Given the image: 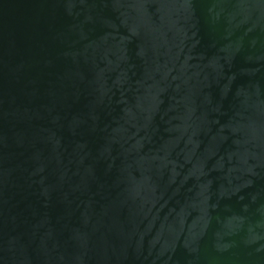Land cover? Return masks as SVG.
<instances>
[{
  "label": "water",
  "instance_id": "obj_1",
  "mask_svg": "<svg viewBox=\"0 0 264 264\" xmlns=\"http://www.w3.org/2000/svg\"><path fill=\"white\" fill-rule=\"evenodd\" d=\"M0 264H264V0H0Z\"/></svg>",
  "mask_w": 264,
  "mask_h": 264
}]
</instances>
